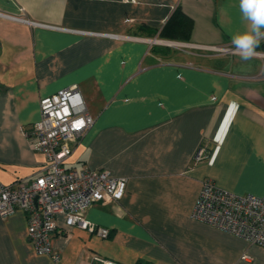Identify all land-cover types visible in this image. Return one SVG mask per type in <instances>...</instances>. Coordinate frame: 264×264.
Here are the masks:
<instances>
[{"label": "crops", "instance_id": "obj_1", "mask_svg": "<svg viewBox=\"0 0 264 264\" xmlns=\"http://www.w3.org/2000/svg\"><path fill=\"white\" fill-rule=\"evenodd\" d=\"M177 8L193 19L189 40L161 35ZM0 10L125 36L0 17V182L41 170L46 157L26 130L43 97L73 84L95 120L65 166L127 179L119 202L87 211L107 238L56 216L59 261L36 253L24 211L0 215V264H264L263 247L193 214L205 179L264 194V42L247 62L223 50L245 28L239 0H0ZM204 142L210 155L193 161Z\"/></svg>", "mask_w": 264, "mask_h": 264}, {"label": "built area", "instance_id": "obj_2", "mask_svg": "<svg viewBox=\"0 0 264 264\" xmlns=\"http://www.w3.org/2000/svg\"><path fill=\"white\" fill-rule=\"evenodd\" d=\"M0 17L27 22L36 27L100 34L114 39L125 37L114 33L55 27L1 10ZM230 50L231 48L224 49ZM40 112V120L26 130V135L32 139L34 148L45 155L46 162L35 176L9 185L0 182V215L7 217L17 210L24 211L28 219V239L34 245L36 253L59 261L60 254L53 250L51 244L52 235L57 228L56 216L63 214L66 225L77 226L107 238L110 229L90 221L87 211L107 198L119 202L125 193L127 179L116 177L106 169L65 166L74 146L95 120L85 108L82 92L77 84L43 97ZM209 155V147L205 142L201 143L193 161L204 160ZM193 214L197 219L226 229L251 244L264 248V194H237L219 187L211 179H205ZM94 260L98 264H120L100 256H95Z\"/></svg>", "mask_w": 264, "mask_h": 264}, {"label": "clouds", "instance_id": "obj_3", "mask_svg": "<svg viewBox=\"0 0 264 264\" xmlns=\"http://www.w3.org/2000/svg\"><path fill=\"white\" fill-rule=\"evenodd\" d=\"M239 12L245 28L232 34L231 43L240 59L247 62L264 42V0H239Z\"/></svg>", "mask_w": 264, "mask_h": 264}, {"label": "trees", "instance_id": "obj_4", "mask_svg": "<svg viewBox=\"0 0 264 264\" xmlns=\"http://www.w3.org/2000/svg\"><path fill=\"white\" fill-rule=\"evenodd\" d=\"M193 26V19L177 8L163 27L161 35L167 39L189 40Z\"/></svg>", "mask_w": 264, "mask_h": 264}, {"label": "rangeland", "instance_id": "obj_5", "mask_svg": "<svg viewBox=\"0 0 264 264\" xmlns=\"http://www.w3.org/2000/svg\"><path fill=\"white\" fill-rule=\"evenodd\" d=\"M152 45H154V44H156V43H158V40L157 39H154V40H150L149 41ZM168 43V42H167ZM160 44H162V43H160ZM164 44V43H163ZM167 45H169V44H167ZM175 46V45H174ZM176 46L177 47H180V48H185L186 47V45H184L182 42H178V43H176ZM212 50V51H211ZM215 50H217L216 48H211L210 49V52H213V51H215ZM224 50V49H223ZM222 51V50H221ZM257 52V51H256ZM231 53H233V54H237L236 53V51L234 52V47L232 46V48H231V50L229 51V54H231ZM259 54V53H258ZM261 54H264V52H261ZM237 57V56H236ZM264 57V56H263ZM237 59H240V56L239 57H237Z\"/></svg>", "mask_w": 264, "mask_h": 264}]
</instances>
